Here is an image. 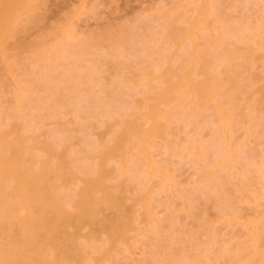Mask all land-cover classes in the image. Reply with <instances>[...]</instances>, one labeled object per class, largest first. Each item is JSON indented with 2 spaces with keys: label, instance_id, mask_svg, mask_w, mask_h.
<instances>
[{
  "label": "bare ground",
  "instance_id": "obj_1",
  "mask_svg": "<svg viewBox=\"0 0 264 264\" xmlns=\"http://www.w3.org/2000/svg\"><path fill=\"white\" fill-rule=\"evenodd\" d=\"M211 1L214 0L197 2L196 10L200 13L198 22L189 21L191 17L187 19L183 15L185 6L181 8L176 5L169 11H163V30H159L157 45L149 40L154 33L149 36L146 31L150 29V26H146L152 21L149 18V22L141 20L138 27L127 24L119 31L109 30L94 37H80L69 29L58 35L57 43H53L56 48L52 44V47L35 53L37 59L34 64L43 59L47 64L39 61L41 64L37 66L42 70L38 72L39 75L33 71L34 74H28L30 79L24 83L17 82L14 95L16 104L13 107V102L10 103L12 110L3 111L6 121L7 118L14 120V126L0 131V264H80L86 258L81 240L100 242L97 248L101 253L100 259L106 257L115 242L125 238L131 224L124 206L126 193L119 185L108 183L116 171L109 164L119 159V169L122 167L126 173H137V179L145 187L149 181L146 176L151 175L153 180V176L161 174L152 156L158 142L170 134V122L175 123L179 132L184 130L185 125H194L197 155L206 166L213 160L225 165L223 170L232 161V157H229L233 144L229 141L220 144L218 138L215 139L217 134L210 136L214 134L213 131L209 134L212 139L208 138L211 144L205 143L208 140L202 139L205 124L212 121L221 125V122L228 120L237 124L244 121L255 129L264 126V117L258 114L261 98H252L255 95L252 88L256 84V77L251 73L257 49L264 48V10L256 21L247 17L232 23L233 26L229 25V12L217 15L221 21L219 23H223L226 30L230 29L232 35L226 41H215L219 44L214 46L216 49L210 50L212 46L209 44L214 40L209 33L207 19L214 14L211 11L213 8L208 11L207 2ZM18 2L21 0L0 2L2 52L5 51L7 36L2 35L9 8L12 3ZM200 23L203 24L201 28ZM14 33L8 30L10 36ZM145 38L149 41L142 43L144 47L136 55L138 41ZM107 41L109 44L103 51ZM185 41L191 43V48L184 50V46L180 45L183 52L178 56L175 53L178 58L174 62L172 46ZM207 44L211 46L210 49ZM133 50L139 59V62L134 61L136 66L145 57L156 56L157 63L149 65L151 71L143 74L148 78L141 82L138 73L126 76L114 72L110 81L105 83L108 68L123 65L129 68L127 63L131 61L124 62L119 58H126ZM49 57L54 62L52 65L48 64ZM146 67L140 65L141 69ZM128 83L133 84L128 90L137 88V93L142 96L139 103L126 97H129L128 91L125 92ZM203 99H215V114L204 118L209 119L208 122L200 118L201 111L196 110L195 102ZM70 114L73 116L71 126L65 122ZM93 119L108 127V138H94L90 122ZM111 119H114V123L108 122ZM226 123L224 129L233 126H225ZM42 125L49 127L41 130ZM37 129L39 131L34 133ZM76 141L83 145L80 154L72 155L67 151V146ZM221 149L226 150L224 155ZM236 149L238 151L239 148ZM248 153L238 158L243 161L237 159V162H242L243 171L238 181L243 188L251 183L252 174L249 176L248 171L253 170L246 167V163H249ZM143 161L146 165L142 164ZM141 164L144 167L138 166ZM217 165L204 170L208 183L206 179L198 189L204 196V191L209 190L207 192L211 196L207 194L208 199L216 200L219 213L226 214L234 206V199L226 189L228 175L224 177L219 171L220 165ZM243 166L250 170H244ZM139 170H142V175ZM144 170L149 173L146 175ZM141 176L147 182H143L145 179ZM191 194H184V197L189 199ZM141 200L147 212L148 200L145 197H141ZM108 210L112 212L107 213ZM174 220L175 215H172L169 221L173 223ZM87 228L88 232H84ZM254 228L247 244L234 248V264H264V251L259 246L263 238L260 234L262 228L257 223ZM164 248L168 249L165 254L167 261L175 260L172 264H195L193 257L182 254L176 258L171 246L165 245Z\"/></svg>",
  "mask_w": 264,
  "mask_h": 264
},
{
  "label": "rangeland",
  "instance_id": "obj_2",
  "mask_svg": "<svg viewBox=\"0 0 264 264\" xmlns=\"http://www.w3.org/2000/svg\"><path fill=\"white\" fill-rule=\"evenodd\" d=\"M1 1L7 2V0ZM198 1L202 0H21L18 4L12 3L9 8L10 12L5 31L2 35L3 37L7 36L4 41L5 51L2 52L0 49V131L14 126V120L9 121L10 118H7L9 122L6 121L3 111L12 110L9 108L10 103L13 102V107L16 104V102L14 103V95L18 88L17 82L24 83L25 80L30 79L29 73L32 72L34 74V72L38 73L40 71L41 67L38 66L42 62L47 64L44 61L46 59H43V61L39 60L41 63L38 61L34 64L37 59V56L35 57L34 55H36V52L45 49V47H52L53 43H57V37L60 33H66L69 29H72L80 37H94L109 30L119 31L120 28L127 24L137 26L141 20L145 19L148 21L150 18L152 21H148L149 24L146 26L147 28L150 26V29L146 31L149 36L154 33L149 37V40L155 44L160 38V31L163 30L161 28L164 24L162 22L163 16H161L163 11H169L171 10L170 8L176 5L181 8L185 6V10L182 9L183 15H186L187 19L191 17L189 21L198 22L200 20V13L196 10ZM216 2L215 0L207 2L208 11L212 8L214 9L211 10L214 15L207 19L209 33H211L212 40H214V42L209 44L212 48L207 44V48H211L210 50L216 49L215 47L219 44L215 43V41H226L232 35L229 33L230 29H227V31L223 23H219L221 21L218 20L217 15L229 12L231 16L228 19L229 25L233 26L232 23H238L247 17L256 21L264 10V0H219ZM191 5L195 8H191ZM209 6L211 7L209 8ZM185 11L191 13L186 14ZM215 11L217 12L216 15ZM212 16L214 18H211ZM202 26L203 24L200 23V28ZM145 29L143 27L144 31ZM8 30L11 33H15L10 36L11 34H8ZM219 33L222 34L219 36ZM215 36L217 39H215ZM262 36L264 37V31ZM140 40L138 41L137 47H139L136 52L133 50L126 58H119L120 61H131V63H127L129 68L124 65L119 68H108L105 73V83L110 81L114 72H119L126 76L138 73L141 75V82L148 78V76L143 74L146 71H151L152 67L148 66L156 64L157 59L155 55L150 57L146 55L147 57H145V53H143L142 56L144 55L145 60L140 65L147 67L141 69L140 65L136 66L134 61L139 62V59L135 54H140V49L142 50V47H144L142 43L147 42L148 39ZM185 42L172 46L171 50L174 48L172 50L173 56L175 53L177 55L183 52V49L191 48V43L187 44L188 41ZM108 44V41L105 42L102 48L103 51ZM185 44L188 46H185ZM180 45L185 48L181 49ZM53 48H56L55 45ZM53 48L49 49L52 50ZM176 55L174 56V62L178 58ZM49 58L47 60L48 64L52 65L54 62L51 57ZM251 73L255 74L256 77V84L252 88L255 95L252 98H261L262 105L258 114L264 117V48L262 47L257 49L255 53ZM152 75L155 76L156 73ZM141 82L140 87H142ZM129 87H133V84L128 83L126 85L125 92L128 91L129 93V97H126L139 103L142 96L137 93V88L128 90ZM214 101L215 99H203L195 102L197 104L196 110L201 111L200 118L205 120L204 118L215 114ZM8 114L6 116H9ZM216 118L218 117L216 116ZM72 119L73 116L70 114L65 118V122L71 126ZM207 120L209 121V119ZM207 120L205 121L208 122ZM5 122L7 125H5ZM90 122L94 138L101 136L108 138L110 136L106 125L101 124L97 119H93ZM108 122L114 123V119ZM220 122L216 123L220 124ZM12 123L13 125H11ZM221 123L223 125L214 124L212 121L205 124L204 130H202V136L205 139H202L207 140L210 136L215 137V134H217L218 137L216 136L215 139L218 138L217 141L220 144L221 142L227 144L228 141L233 144L231 156L229 157H232L230 159L232 161L231 165L226 164L227 170L226 168L223 170L222 167L225 165L218 164L216 160V164L211 159L212 164L209 163L208 165L207 163V165L212 168L218 164L220 167L218 165L217 167L223 173L222 175H225L224 177L228 175L226 178V181L228 180L226 189L230 192L228 195L231 194L234 199V206L226 214H221L216 206L217 201L212 198L208 199L206 196L207 194L211 196L207 192L209 190L204 191L206 193L205 196L201 194L198 188L203 186L202 184L207 179V177L205 178L207 174L205 175L204 170L208 166L202 162L194 148L196 129L194 125L189 124L184 126L182 132H179L175 123L170 122V134L164 140L158 142L152 156L154 165L157 166L161 174L153 176V180L150 178L151 175L148 174L149 177L146 176V179L151 182L148 181L145 187L137 179L139 178L137 173L133 171L129 173L128 170V173H126L122 167L119 169V159L116 158L110 162L109 166L115 168L116 171L114 177L108 180V183L119 185L126 193L124 206L128 210L127 213L131 220L130 228L125 238L117 240L108 255L102 259H100L101 253L97 250L101 245L100 242L89 240L87 243V241L81 240L86 258L80 264H172L175 260L167 261L165 254L168 249L164 248L165 245L172 247L176 258L186 254L194 258L193 262L195 264H234V248L237 245L244 247L247 244L249 234L255 229L256 223L262 228V233L260 231V234L263 238L259 242V246L264 251V126L255 129L251 127L250 123L247 124L244 121L241 124H237L234 121L230 123L228 120ZM225 123V126H230L231 124L233 126L225 127L226 129H224ZM48 127L49 125H42L41 130H45ZM38 131L37 129L36 132H32L37 133ZM212 131L214 136H209ZM28 133L25 132V134ZM41 137L43 138L44 136ZM210 139L205 143L211 144ZM82 145L83 143L80 144L76 141L67 146V151L72 155L80 154ZM235 148H239L241 151L239 149L237 151ZM213 149L217 150L219 148L213 147ZM223 149H221L223 151L221 153L224 155L226 150ZM129 151L131 152V150ZM243 151L250 154L248 157L249 163L247 162L249 165L246 163V167L249 166L253 169L248 171L250 168L247 169L243 166L244 170L247 169L249 176L252 174V178L250 177L251 183L245 188L241 187L238 181L240 180L242 162L237 161L239 160L238 158H242L243 154L246 155ZM216 155L215 153L214 156ZM212 158L215 159V157ZM239 161L243 160L240 159ZM142 164L138 166L140 167ZM218 168H216L217 171ZM230 168L231 171L229 170ZM133 169L135 170V168ZM146 169L150 170L147 166ZM140 172L142 170H139ZM144 172L146 171L144 170ZM147 172L149 173V171ZM143 179H141V182ZM146 179L143 182H147ZM206 182L208 183V179ZM195 188L196 191L194 192ZM190 193H192L191 198L187 199L184 197V194L190 195ZM141 197H145L148 200L149 210L147 212ZM111 212L107 211V213ZM172 215L173 217L175 215L176 220L170 223L169 220ZM88 230L87 228L83 231L88 232ZM161 249L163 251L158 253Z\"/></svg>",
  "mask_w": 264,
  "mask_h": 264
}]
</instances>
